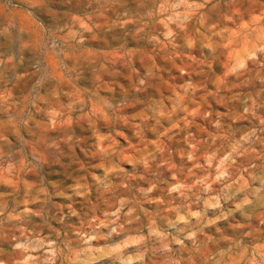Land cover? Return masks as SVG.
Returning a JSON list of instances; mask_svg holds the SVG:
<instances>
[{"label":"rangeland","instance_id":"374dc122","mask_svg":"<svg viewBox=\"0 0 264 264\" xmlns=\"http://www.w3.org/2000/svg\"><path fill=\"white\" fill-rule=\"evenodd\" d=\"M0 264H264V0H0Z\"/></svg>","mask_w":264,"mask_h":264}]
</instances>
